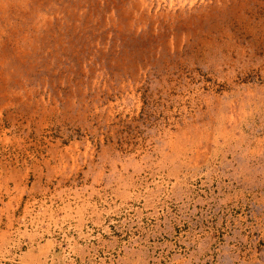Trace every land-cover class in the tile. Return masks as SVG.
<instances>
[{
    "label": "rangeland",
    "instance_id": "374dc122",
    "mask_svg": "<svg viewBox=\"0 0 264 264\" xmlns=\"http://www.w3.org/2000/svg\"><path fill=\"white\" fill-rule=\"evenodd\" d=\"M0 264H264V0H0Z\"/></svg>",
    "mask_w": 264,
    "mask_h": 264
}]
</instances>
